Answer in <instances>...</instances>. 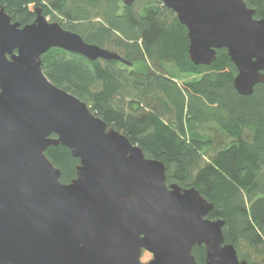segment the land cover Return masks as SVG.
<instances>
[{"label": "water", "instance_id": "obj_1", "mask_svg": "<svg viewBox=\"0 0 264 264\" xmlns=\"http://www.w3.org/2000/svg\"><path fill=\"white\" fill-rule=\"evenodd\" d=\"M162 2L186 27L193 64L210 66L226 49L240 95L264 83V20L245 0ZM35 13L22 27L0 8V264H199L194 249L202 246L204 264H249L225 242V220L207 218L213 203L196 188L168 186L163 162L147 158L42 68L52 48L132 62L49 22L40 8ZM59 145L79 159L67 184L46 155Z\"/></svg>", "mask_w": 264, "mask_h": 264}, {"label": "trees", "instance_id": "obj_2", "mask_svg": "<svg viewBox=\"0 0 264 264\" xmlns=\"http://www.w3.org/2000/svg\"><path fill=\"white\" fill-rule=\"evenodd\" d=\"M141 1L0 0V8L23 27L42 7L52 22L132 62L89 61L59 48L42 56L54 85L165 164L168 186L196 188L213 203L207 218L225 220V242L240 260L264 264V83L240 95L226 49L210 66H196L175 12L162 0ZM245 2L264 20V0ZM46 155L62 171L61 182L76 178L79 159L67 147L51 146ZM194 255L205 263L204 246Z\"/></svg>", "mask_w": 264, "mask_h": 264}, {"label": "rangeland", "instance_id": "obj_3", "mask_svg": "<svg viewBox=\"0 0 264 264\" xmlns=\"http://www.w3.org/2000/svg\"><path fill=\"white\" fill-rule=\"evenodd\" d=\"M144 1L145 0H142L141 2H140V4L141 5H144V4H142V3H144ZM138 64L134 67L135 69H137L138 68ZM152 259V254L151 253H149L148 251H144L143 252V255H142V262H148V261H150Z\"/></svg>", "mask_w": 264, "mask_h": 264}, {"label": "flooded vegetation", "instance_id": "obj_4", "mask_svg": "<svg viewBox=\"0 0 264 264\" xmlns=\"http://www.w3.org/2000/svg\"><path fill=\"white\" fill-rule=\"evenodd\" d=\"M37 8H40V9H41V13H42V15L45 16V15H44V8H42V7H36V8L34 9V11H35ZM35 14H36V13H35ZM45 18H46L49 22H52V18H51L50 16H47V17L45 16ZM34 21H35V20H34ZM34 21H33V22H34ZM33 22H32V23H33ZM30 24H31V23H30Z\"/></svg>", "mask_w": 264, "mask_h": 264}]
</instances>
